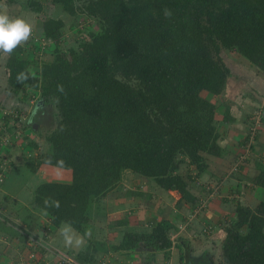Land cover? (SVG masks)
I'll return each instance as SVG.
<instances>
[{"label": "trees", "instance_id": "16d2710c", "mask_svg": "<svg viewBox=\"0 0 264 264\" xmlns=\"http://www.w3.org/2000/svg\"><path fill=\"white\" fill-rule=\"evenodd\" d=\"M44 2L79 18L82 26L78 49L56 48L52 60L38 61L29 59L20 45L4 62L7 91L21 94L15 101L27 104L39 95L45 105L55 100L58 112L44 136L47 148L37 152L38 144L30 141L32 154L22 155L24 166L31 173L53 166L70 170L72 176L68 183H40L31 203L49 216V226L70 222L87 239L74 256L81 264H96L99 248L129 251L140 241L165 251V259L175 245L178 264H184L193 246L181 236L173 242L170 232L176 227L168 219L155 217L150 231L138 232L123 216L113 223L125 227L121 240L107 248L91 238L93 221L104 216L105 197L124 169L164 190L175 189L178 208L183 203L196 206L192 186L208 169V157L226 151L219 143L216 103L201 92L220 95L226 89L231 71L222 49L233 50L264 74V0H27V6L41 12ZM165 8L171 17H165ZM63 27L61 18L47 15L40 37L58 44ZM32 63L39 67L35 74L28 67ZM21 73L27 78L18 79ZM21 111L4 109L1 115L0 158L8 169L13 161L9 152H1L2 138L8 134V141L15 139ZM33 111L30 117L37 118ZM223 114V120L230 118L227 107ZM260 119L264 123L262 111ZM250 131L241 145L253 150ZM183 164L194 166L192 175L181 172ZM256 166L250 188L264 187V163L259 160ZM141 196L150 200L151 194L138 183L125 191L131 202L138 203ZM234 204L235 218L226 216L220 226L225 235L218 260H210L264 264V199L254 207L239 200ZM5 221L0 220V232L10 233ZM14 233L25 240L17 229Z\"/></svg>", "mask_w": 264, "mask_h": 264}, {"label": "rangeland", "instance_id": "374dc122", "mask_svg": "<svg viewBox=\"0 0 264 264\" xmlns=\"http://www.w3.org/2000/svg\"><path fill=\"white\" fill-rule=\"evenodd\" d=\"M0 2L6 5L7 11L11 16L13 17L25 16L33 22L32 36L28 42L22 44L25 45L27 52L26 56H28L29 59L31 58L32 60L33 59L36 60L37 57L38 61L39 60L50 61L53 59L54 50L56 48L60 49L61 51L63 50L70 51V49H78L79 40H78L77 30L80 29V27L82 26V23L78 20L79 18H74L73 16L70 15V13L64 10H59L56 6L50 5L49 3L46 2L43 3V8L41 12H36L31 10L27 6V0H1ZM47 15L59 17L63 20L64 27L62 29V35L58 44H56L54 40H50V39L46 40L44 37H40L41 35H43L42 20ZM89 23L91 27H94L95 21ZM221 56L231 71V76L228 77L226 84V88L227 85L229 86L228 93L226 92L227 89H225L223 93L226 94L225 97L231 98L234 102L233 103L226 102V103L230 105L232 109L231 111L235 112V114L239 116L240 115L246 116L245 122L247 126L245 130L251 129L250 135L254 133L255 136L256 135L259 136L256 139H253L252 141V143L255 145L253 150L248 149L247 147L242 148V151H240L238 156H236L239 157L244 155L246 157V160L243 164L244 168L242 172H238L239 168L237 167V165L233 164L230 166L228 164L229 159L222 162L220 158L216 159V157H212V158L209 157L210 169H212L211 170L212 172L215 171L216 173H220L221 175L223 174V177L224 174H228L229 178H232L234 180L233 181L234 183L237 180L235 179L237 177H240L241 182L246 181L247 184L241 183L242 189H240V193L237 194L233 193L231 194V196H229V198H227L226 201H224L223 198H225L226 196H220L218 193L219 189H215V191H212L210 195L207 194L206 192L207 190H206L205 191L206 193L200 194L203 200L201 199L197 202V204L199 203L198 205L195 206L197 208L193 210L190 209V211L185 212L186 216L185 217L183 216L184 221H182V224L190 223L191 226V224L193 225L194 222H201L199 231L202 235L204 234L203 237H200V235H198L201 239L199 240V243L194 246L195 248L193 249L194 251H192V253L196 254L195 251L204 250L205 254H208V256L210 257L213 256L216 260H218L220 254V235L217 234L219 229L218 226H216V228L214 227L209 228V226L207 227V224L206 227L202 226V221H205L204 219H202V216L205 215L204 211H206V208L203 209L204 205H206V207H208L212 212L211 220L212 219L218 220L220 218L219 221L216 220L217 222L215 224L221 225L224 223V220L234 219L235 213L233 211V208L235 205L234 202L236 200H239V202H241L244 205H250L254 207L260 200L264 199V187L250 188V186L252 185V180H251L252 176L258 173V167L255 166V159L259 160L261 157H263L264 159V147L259 144V142L264 143V140L263 142L257 141L259 137L262 138L264 137V123L260 119L261 111L262 113H264V74L259 72L255 66L251 65L248 62V60L238 55L233 50L222 49ZM28 67L33 74L39 71V67L35 65V63L28 65ZM7 71H8L7 69L5 70L4 62L0 61V82H3L4 84L6 83L5 79L8 75ZM204 93L205 92H201V95L205 96ZM20 95L21 94L19 93L16 95V97L17 96L20 97ZM36 97L37 98H34L33 100L31 99L27 104H21V105L17 100L15 101V97L14 99L7 98L5 99L6 101L4 100L0 101L1 103L0 129L2 128L1 125L4 123V121L1 119V115L3 114L2 111L4 109H6V111H12V109H15L16 107L20 108L22 110L21 111L22 115L18 123L20 124L23 121L21 128L20 129L18 128V131L16 132L15 139L13 138L14 140L8 141V139H10L8 134L7 136L2 138L1 152L3 153L9 152V156H10L9 161L11 163L13 161V163L11 164L9 169L8 167H6L7 172L5 173L3 181H0V189H1L0 202H2L1 200L12 201L11 199L14 197L11 194L12 195L11 198L6 199V196L10 195L8 186L7 188H5V185L7 183H9L8 185L12 186L13 190H15V192H17L18 194L21 192H26L28 190V186L31 184L30 176H32V173L28 170L26 166H24L23 164L24 156L22 155L32 154L30 153L29 150L30 146L28 145L30 141H34L38 144L39 148L37 152L44 151L47 148V142L45 141L44 136L48 131H50L53 128L55 122L54 119L58 117V112L55 107V100L53 104H51L50 106V105H45L39 95H36ZM225 97L222 95V98L220 99L224 100ZM221 103L223 105L226 104L223 101H221L220 104ZM220 104L219 106H221ZM34 109L38 110V114L44 115V122H39L36 116L30 117ZM247 114H249V117ZM245 135L246 134H244V136ZM11 142H13V144L10 146L9 143ZM6 144L9 145V149L7 148ZM245 149H247V151H245ZM10 150L12 151V153ZM17 154L18 156H15ZM235 162L236 159L234 163ZM261 162L263 163V160ZM181 169H182L181 172L183 173H185L186 171L192 172L191 175L194 172V166L188 167L185 164H183L181 165L180 170ZM223 171L225 173H223ZM40 175L43 176L42 173ZM36 177H38V175ZM204 178L205 176H202L201 180L204 181ZM210 179L208 178L205 181V184H210L209 183ZM212 182L214 183L213 180ZM137 183L138 185H140L141 190L151 194L152 211L155 210V212L162 214V212H168L176 207L177 202H175V198H177L179 194L175 189L170 188L169 190L168 189L164 190L158 187L152 180L144 177H139L129 169L122 170L121 179L118 182L117 186L107 193V196L105 197L104 200L105 206L108 207V204L114 205L115 202L118 203V200L119 199L122 200L123 198L122 196L125 195V191L127 189H132L136 187ZM232 187H234V184ZM212 196H214L215 198ZM210 197H212L213 200L216 201L213 202L212 198ZM32 199H33V194H32ZM143 201H145L147 205H150L149 204L150 200L144 198L142 199V203H144ZM31 208L33 210H37L41 212V210L36 209L32 203H31ZM0 211L4 213L3 208H0ZM226 216L228 217L227 219ZM133 219L135 220V217H133L132 220ZM41 220H42L41 222H43L44 225L50 222V219L47 220L46 218H42ZM143 223L144 222L142 221L141 224ZM17 226L18 225L16 224L14 228L16 229ZM94 226H95V230L97 231L96 234L98 235L100 240H104L105 238L104 236H102V233H105V231L103 232L102 230H100L101 227L100 222L94 223ZM183 228L184 227H182V229ZM43 229L44 228H40V231H42ZM205 229H209L210 232L213 233L211 234L207 232L204 233ZM148 231H150V229ZM183 233H185V230L183 231ZM30 236L31 238L38 239L40 242L44 244V246H46L47 250L46 248H44L45 250H42L40 255L43 256L46 254L47 256L45 257L47 258L49 257V259H56L57 263L59 264L60 260L61 259L63 260V258H60L61 254H66L68 255L69 258H71V260H73V262H68V263L65 262L64 264H77L76 262H74L75 259L74 255L70 253L69 250L70 248L69 249L67 248V250L69 251L59 249L58 252L57 250H55V248L50 246L51 243L53 245H56L55 240H49V239L42 240V238L34 234H30ZM27 248L28 246L25 242L24 249L20 250V253H26L25 251ZM58 253L60 254V257L58 256ZM45 264H47V262Z\"/></svg>", "mask_w": 264, "mask_h": 264}, {"label": "crops", "instance_id": "0c3cea01", "mask_svg": "<svg viewBox=\"0 0 264 264\" xmlns=\"http://www.w3.org/2000/svg\"><path fill=\"white\" fill-rule=\"evenodd\" d=\"M0 86H1L0 101L5 100L6 94L11 99H14V97H16V95L10 93V91L9 92L7 91L8 87L3 82H0ZM226 89H227L226 92L228 93V89H229L228 85ZM204 94L210 101L216 103L217 108H216L215 118L217 120L218 130L220 133L219 143L221 147L226 149L224 155L221 157L218 156H209V157L211 158L216 157V159L220 158L222 162L229 159L228 164L231 166L234 164V161L237 158L236 156H238L239 152L242 151L241 144L247 126L245 122L246 116H241V115L239 116L235 114V112L231 111L232 109L230 105L227 104L226 102L233 103L234 101L229 97H225L226 94L223 93L220 95H212L207 92H205ZM222 95L225 97L224 100L220 99L222 98ZM221 101H223L226 104L225 105H223L222 103L220 104ZM219 104L221 106H219ZM226 107L229 110L230 118L227 120H223L224 118L223 113L226 110ZM33 112H35V114L36 113L38 114V112H36V109ZM40 115L41 116L38 115L37 120L39 122H44V115L43 114ZM247 115L249 117V114ZM263 140L264 137L263 138L259 137L257 141L263 142ZM259 144L262 146V144L264 143L259 142ZM15 156H18V154ZM209 157L207 159L208 169L199 178H197L195 184L191 188V192L194 194V196L198 197V201L201 199L203 200V198L200 195L201 193L207 192V194L210 195L212 191H215V189H219L218 193L220 196H226L225 198H223L224 201H226L227 198L231 196V194L240 193V189H242L241 183H246V181L241 182L240 179L235 178L237 180L234 183L233 182L234 180L232 178H229L228 174H224L223 177V174L221 175L220 173H216L215 171L212 172L211 171L212 169H210ZM259 160L261 161L263 160L264 163L263 157H261ZM259 160L255 159V166L257 164V161ZM243 168L239 169L238 172H242ZM41 173L43 174V176L40 175ZM223 173L225 172L223 171ZM37 175L38 177H36ZM202 176H205L204 181L201 180ZM208 178L209 179L211 178L214 181V183L210 179L209 181L210 184H205V181ZM71 179L72 176L70 170L60 169L53 166L45 165L38 172L32 173V176H30L31 184L28 186V190L26 192H21L18 194L17 192H15V190H13L12 186L8 185L9 183L5 185V188H7L8 186V190L10 192V195L6 196V199H10L12 195L14 197L11 199L12 201L1 200L2 202L0 203L2 204H0V208H3L4 213L0 211V216H1L0 220L2 221L6 220L5 221L6 225H9L12 228L11 231L12 233L11 232L7 233L5 231L0 232V264L14 263L19 256L26 254V253H20V250L24 249V244L26 240L22 241L21 239L17 238V235L14 233L16 229L17 232L22 235V237H24L25 235V238H26V234H34L42 238V240L43 239L55 240L56 245H53L51 243L50 244L51 247L55 248V250L57 251H59V249L67 250V248L68 249L70 248L69 249L70 253L74 256L85 248L87 244V239L82 234L78 233L76 230L75 232L77 233V235L83 238L84 243L81 244L80 246H75V245L72 247L65 246L63 237L60 235V228L63 224L60 225L58 228L49 226V223L44 225V223L41 222L42 221L41 219L46 218L48 220L49 216L44 211L39 212L31 208L32 194L37 185L45 181L68 183L71 182ZM233 184L234 187H232ZM122 197H123L122 200L119 199L118 203L115 202L114 205L108 204V207L105 206L104 216L100 219L93 221L94 223L100 222V226H101L100 230H102L103 232L105 231V233H102V236H104L105 239L100 240V238L96 234L97 231L95 230L94 223H93V232L91 234V238L96 241H99V243L100 242L103 243L104 248H107L108 246H110V244H117L121 240L125 227L121 225L117 226L116 224L113 223L114 221H116L117 219L123 216L127 218L129 226L138 232H148L149 229L151 230L152 219H154L155 217L157 219L162 217L168 219L176 227L174 230L170 232V237L173 240V242L175 241L176 237L178 236L182 237V235L184 234L183 238L189 240L190 244L193 246V249L195 248L194 246L199 243V240L201 239L200 237H203L204 235V234L202 235L199 231L201 222H194L193 225L191 224V226L190 223L182 224V221H184L183 216L184 217L186 216L185 212L190 211V209L193 210L197 207L191 208V206H189L188 203H183V205L178 208L176 204V207L174 209H171L168 212H162L161 214L155 212V210H153L154 212L151 210V202H152L151 196L149 202L150 205H147L145 201H143L144 203H142V199L145 198L144 196L137 198L138 203L131 202L130 200L127 199V197H125V195H123ZM179 197L180 194L177 196V198H175V202H177ZM214 201L216 200H213V202ZM198 204L196 203V205ZM205 208H206V211H204L205 215L202 216V219H204L205 221H202V226L206 227V224L207 227L208 225H211V228L212 227L216 228V226H218L219 230L217 234L220 235V241H221L225 233L221 229L220 224H215L217 221H219L220 218L218 220L216 219L217 221L215 219H212L213 220L212 221L211 210L208 207H206V205H204L203 209ZM133 217H135V220L133 219L134 221L132 220ZM142 221L144 222L143 224H141ZM16 224L18 226L15 229L14 227L16 226ZM182 227L184 228L182 229ZM40 228H44L45 231L44 229L40 231ZM184 230L185 233H183ZM205 232L210 234L213 233L210 232L209 229H205L204 233ZM198 235H200V237ZM195 252L196 254L191 253V255L195 257H199L200 255L202 256L205 255L204 250L195 251ZM45 256L47 255L45 254ZM96 257H97L96 264H178L179 250L175 245H173L169 249V258L165 259L166 257L165 251L152 250V248L147 246L143 241H140L136 248L129 251H124V250L113 251L111 249L104 250L103 248H99L97 249ZM47 259H49V257ZM47 264H58V263L56 259H49L47 260Z\"/></svg>", "mask_w": 264, "mask_h": 264}, {"label": "clouds", "instance_id": "9594fccd", "mask_svg": "<svg viewBox=\"0 0 264 264\" xmlns=\"http://www.w3.org/2000/svg\"><path fill=\"white\" fill-rule=\"evenodd\" d=\"M164 15L166 18L171 17V10L165 8ZM32 32L33 22L29 18L11 16L6 5L0 2V61L6 63L7 58L12 55L17 47L29 41ZM17 78L26 79L27 77L21 73ZM59 87L62 90V86ZM60 235L63 237L65 246H80L84 243L83 238L76 234L70 222L61 226Z\"/></svg>", "mask_w": 264, "mask_h": 264}, {"label": "built area", "instance_id": "2783aa9c", "mask_svg": "<svg viewBox=\"0 0 264 264\" xmlns=\"http://www.w3.org/2000/svg\"><path fill=\"white\" fill-rule=\"evenodd\" d=\"M251 128V126H250ZM254 133L251 135L250 140L253 141V137H254ZM238 160H236V162L234 163L235 165H237V167L239 165H243L246 157L244 155L239 156L237 158ZM6 161H4V159L0 158V181H3L4 176H5V170H7L6 168ZM26 244L28 246V248L26 249V254L25 255H21L14 264H45L46 258L45 255H40L42 250H45L44 248H46V246H44V244L42 242H40L38 239L36 238H31L30 234H26ZM47 250V248H46ZM59 252V251H58ZM43 254V253H42ZM57 254V253H56ZM58 256L60 257V254L58 253ZM67 258H66V257ZM63 258V260H60V264H64L65 262H73V260H71V258L68 257V255L66 254H61V257ZM74 262H76L77 264H79L75 259Z\"/></svg>", "mask_w": 264, "mask_h": 264}, {"label": "water", "instance_id": "95a60500", "mask_svg": "<svg viewBox=\"0 0 264 264\" xmlns=\"http://www.w3.org/2000/svg\"><path fill=\"white\" fill-rule=\"evenodd\" d=\"M184 264H213V262L209 259L208 254H205L204 256L200 255L199 257H195L189 253L187 258L184 260Z\"/></svg>", "mask_w": 264, "mask_h": 264}, {"label": "flooded vegetation", "instance_id": "af4514ba", "mask_svg": "<svg viewBox=\"0 0 264 264\" xmlns=\"http://www.w3.org/2000/svg\"><path fill=\"white\" fill-rule=\"evenodd\" d=\"M39 116H41V115L39 114ZM213 264H215V263L213 262Z\"/></svg>", "mask_w": 264, "mask_h": 264}]
</instances>
